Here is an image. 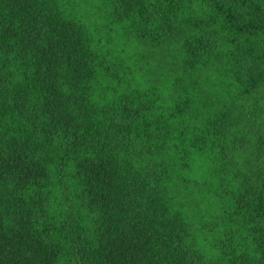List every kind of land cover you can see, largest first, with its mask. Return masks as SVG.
<instances>
[{"label": "trees", "instance_id": "obj_1", "mask_svg": "<svg viewBox=\"0 0 264 264\" xmlns=\"http://www.w3.org/2000/svg\"><path fill=\"white\" fill-rule=\"evenodd\" d=\"M0 264H264V0H0Z\"/></svg>", "mask_w": 264, "mask_h": 264}]
</instances>
